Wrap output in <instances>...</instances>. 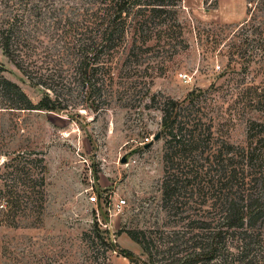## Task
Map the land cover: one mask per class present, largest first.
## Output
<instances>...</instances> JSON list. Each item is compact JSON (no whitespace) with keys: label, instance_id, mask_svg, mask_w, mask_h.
Segmentation results:
<instances>
[{"label":"rangeland","instance_id":"rangeland-1","mask_svg":"<svg viewBox=\"0 0 264 264\" xmlns=\"http://www.w3.org/2000/svg\"><path fill=\"white\" fill-rule=\"evenodd\" d=\"M8 10L0 0V24ZM177 12L178 21L153 32L141 64L133 56L121 71L114 59V94L108 104L93 102L94 121L78 91L84 105L61 111L0 109V264H143L126 231L171 220L162 189L168 136L161 110L134 100L143 81L179 104L193 101L218 138L264 152L261 128L252 129L264 124V0H181ZM0 65L41 100L45 89L1 47ZM102 237L134 252V262L106 253Z\"/></svg>","mask_w":264,"mask_h":264},{"label":"trees","instance_id":"trees-1","mask_svg":"<svg viewBox=\"0 0 264 264\" xmlns=\"http://www.w3.org/2000/svg\"><path fill=\"white\" fill-rule=\"evenodd\" d=\"M180 1L8 0L0 47L45 93L33 102L0 65V109L61 111L84 105L78 91L93 113L95 100H112L114 59L121 71L133 56L141 64L153 32L178 21ZM143 84V96L131 99L162 112L163 207L171 219L166 228L126 231L142 247L143 264H264V152L218 138L193 101L179 104ZM252 125L264 138V124ZM101 241L106 253L134 262L131 250Z\"/></svg>","mask_w":264,"mask_h":264},{"label":"built area","instance_id":"built-area-1","mask_svg":"<svg viewBox=\"0 0 264 264\" xmlns=\"http://www.w3.org/2000/svg\"><path fill=\"white\" fill-rule=\"evenodd\" d=\"M94 193H95V192H94ZM101 197H102V194H101V193H98L97 195L94 194V195L91 196V200H92V201H97L98 199L100 200ZM125 203H126V199H121V200L119 201L118 205H123V204H125ZM98 216H99V214H98ZM99 221H100V223H101L105 228H109V227H110V224H109L108 220H104V221H102V220L99 219Z\"/></svg>","mask_w":264,"mask_h":264},{"label":"water","instance_id":"water-1","mask_svg":"<svg viewBox=\"0 0 264 264\" xmlns=\"http://www.w3.org/2000/svg\"><path fill=\"white\" fill-rule=\"evenodd\" d=\"M94 120H95V115L92 113V117L89 119V121H94ZM161 137H162V132L159 131L153 136V140L154 141H159L161 139ZM151 144L152 143H149V144H147V146H149ZM129 156H130V154H126L125 156H123L122 162H124V163L127 162L128 159H129Z\"/></svg>","mask_w":264,"mask_h":264}]
</instances>
